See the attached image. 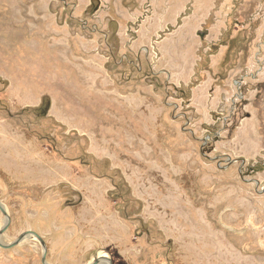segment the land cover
I'll use <instances>...</instances> for the list:
<instances>
[{
  "label": "rangeland",
  "instance_id": "rangeland-1",
  "mask_svg": "<svg viewBox=\"0 0 264 264\" xmlns=\"http://www.w3.org/2000/svg\"><path fill=\"white\" fill-rule=\"evenodd\" d=\"M192 88L211 124L168 104L195 116ZM1 118L39 137L0 120L3 243L36 231L48 264L99 241L116 264H264V0H0ZM42 253L30 236L0 264Z\"/></svg>",
  "mask_w": 264,
  "mask_h": 264
},
{
  "label": "crops",
  "instance_id": "crops-1",
  "mask_svg": "<svg viewBox=\"0 0 264 264\" xmlns=\"http://www.w3.org/2000/svg\"><path fill=\"white\" fill-rule=\"evenodd\" d=\"M170 76H171V74H170ZM187 83V82H186ZM186 83H175L176 85L177 84H186ZM198 86V85H197ZM196 87V86H195ZM194 87V88H195ZM194 88H192V90H191V94H190V97H189V105L191 106V108L194 110V112H196L195 113V116H191V115H189V114H187L185 111H182V109H181V104H178V103H172V102H170V103H168L169 105H173L174 106V111H175V114H177V116H183L185 119H186V123H189V124H191V125H196V124H202V123H204V124H211L210 122H213V118H212V115H211V110H212V108H209V112L207 113L208 114V116L206 117V119H204V118H202V116L200 117L199 115V110L196 108V106H195V104H194V97H193V89ZM41 101H42V97H41V99H40V103H41ZM39 103V104H40ZM38 104V105H39ZM26 106H29V105H26ZM25 106V107H26ZM24 107V106H23ZM53 103L51 102L50 103V108H49V111H48V115H49V117L53 120V121H55L59 126H61V127H64L67 131H65V133H69V132H71V131H74V132H79L80 134H83L82 135V137L85 139V141H88V142H91L92 140L88 137V134L84 131V130H80L76 125H74V124H71V122H69V118H65L66 116H63L62 114H60L59 112H54L53 111ZM179 111V112H178ZM193 115V114H192ZM176 117V116H175ZM0 120H10V121H12L13 123H14V125H15V127L18 129V132H20V133H24V134H26V135H29V136H33L34 138H36V139H38L39 140V138L37 137V136H35V135H33L31 132H29L28 130H25V129H22V128H20L19 126H17L18 125V122H17V120L16 119H14V118H1ZM65 133H64V135H65ZM55 134V133H54ZM60 134H62L63 135V133L62 132H60ZM91 145V144H90ZM89 145V150L87 151V152H89L88 154H91V152H93L92 151V146H90ZM49 152H51V153H55V149L54 148H52V147H49L48 145H43ZM67 148H69L68 147V145H65V147H64V149L63 150H65V149H67ZM163 148V149H162ZM151 150H152V148H150ZM151 152V151H150ZM157 153H158V155L160 156V157H163L164 159H168V161H171V157H172V155H171V153H170V151L167 149V147L165 146V145H161L159 148H157V151H156ZM137 155H138V157L141 155V153H140V151H137ZM149 156L151 155V154H148ZM63 157V159H62V161H69V160H73L74 158H65V156H62ZM100 158H108L109 160H110V165H112V166H114V167H119V165L118 164H115L113 161H112V159H111V157L110 156H108V155H100ZM167 163V164H166ZM170 163V162H169ZM169 163L165 160L163 163L162 162H158V161H155L154 162V166H156V168H157V170L159 171V169H164L165 167H166V165H169ZM164 165H165V167H164ZM164 167V168H163ZM34 171H35V174H34V176H33V179H39V178H42V176H43V173H41L39 170H37V168H35L34 169ZM177 172H179V171H177ZM183 172V171H182ZM60 184H64V182H62V181H58V182H51V186H53V185H60ZM166 184H168V183H166ZM174 184H175V187H174V189L175 190H178L180 193H181V191H182V186L180 185V183H176V182H174ZM69 185V184H68ZM74 188V190L75 191H81V189H80V187L79 186H74L73 187ZM179 193V194H180ZM78 195V194H77ZM166 233V232H165ZM76 231H69V232H67L66 233V239H67V244H69L70 242H69V239L70 238H73V237H75L76 236ZM112 245H114V244H112ZM100 246H105V244L102 242V241H99V242H96V244H94V243H90V246H87L86 248H89L91 251H97L98 249H99V247ZM232 248V249H231ZM235 248L236 247H233V246H231L230 247V249H231V251L233 250V251H236L235 250ZM241 248V247H240ZM226 249V248H225ZM242 249V250H241ZM240 249V251H243V252H245V253H252L250 250H247L246 248H244V247H242ZM229 250V249H228ZM122 254H124L123 252H122Z\"/></svg>",
  "mask_w": 264,
  "mask_h": 264
},
{
  "label": "flooded vegetation",
  "instance_id": "flooded-vegetation-1",
  "mask_svg": "<svg viewBox=\"0 0 264 264\" xmlns=\"http://www.w3.org/2000/svg\"><path fill=\"white\" fill-rule=\"evenodd\" d=\"M4 208V207H3ZM3 213V212H2ZM6 221V220H5ZM5 223V222H4ZM8 224H9V219H8ZM4 225V224H3ZM2 225V226H3ZM8 227V225H7ZM1 229V228H0ZM7 229V228H6ZM5 229V230H6ZM30 231V230H28ZM27 232V231H25ZM36 232V231H34ZM24 233V232H23ZM37 233V232H36ZM3 234V233H2ZM1 234V235H2ZM38 234V233H37ZM39 235V234H38ZM30 236H34V235H30ZM29 236V237H30ZM41 237V235H39ZM36 237V236H35ZM42 238V237H41ZM38 239V238H37ZM43 239V238H42ZM39 240V239H38ZM40 241V240H39ZM44 241V239H43ZM13 242V241H12ZM11 243V242H10ZM41 243V241H40ZM17 245V244H16ZM42 245V248H43V253H42V257H41V261L42 263L44 264L42 258H43V254H44V250H45V261H46V253H47V249H46V245H45V241H44V246L43 244L41 243ZM15 246V245H14ZM12 247V246H11ZM5 248H9V247H5ZM80 253L83 254V256L80 258L81 259V262L80 264H116L115 261L113 260V258H108L104 253H100L99 252L101 251V249H98L97 251H91L89 248H84V249H80ZM93 254L92 256H89V259L87 258V255H91ZM99 254V255H98ZM102 254V255H101ZM99 257H105V258H108V259H98ZM117 260H119V258H117ZM47 263V261H46ZM48 264V263H47ZM78 264V263H77Z\"/></svg>",
  "mask_w": 264,
  "mask_h": 264
},
{
  "label": "water",
  "instance_id": "water-1",
  "mask_svg": "<svg viewBox=\"0 0 264 264\" xmlns=\"http://www.w3.org/2000/svg\"><path fill=\"white\" fill-rule=\"evenodd\" d=\"M0 210L3 212L4 215L7 216V213L5 211V209L3 208L2 204L0 203ZM7 225H8V219L5 221L4 225L1 227L0 229V237H1V234L5 231V229L7 228ZM30 235H34L36 236L40 241L41 243L43 244L44 246V241L43 239L34 231H27V232H24V233H21L13 242L11 243H3L0 239V246L2 247H11V246H14L18 243H20L22 240H24L25 238L29 237ZM44 264H47L46 261H45V250H44V254H43V258H42Z\"/></svg>",
  "mask_w": 264,
  "mask_h": 264
},
{
  "label": "trees",
  "instance_id": "trees-1",
  "mask_svg": "<svg viewBox=\"0 0 264 264\" xmlns=\"http://www.w3.org/2000/svg\"><path fill=\"white\" fill-rule=\"evenodd\" d=\"M43 99L44 98H42V101H41V103H40V105L39 106H37V108L39 107L40 108V106L41 105H43ZM49 108H50V99L48 100L47 99V101L45 102V104H44V106H43V109H40V111H42L45 115L48 113V110H49ZM47 112V113H46ZM39 138V137H38ZM41 139V138H40ZM42 140V139H41Z\"/></svg>",
  "mask_w": 264,
  "mask_h": 264
},
{
  "label": "bare ground",
  "instance_id": "bare-ground-1",
  "mask_svg": "<svg viewBox=\"0 0 264 264\" xmlns=\"http://www.w3.org/2000/svg\"><path fill=\"white\" fill-rule=\"evenodd\" d=\"M102 255V254H101Z\"/></svg>",
  "mask_w": 264,
  "mask_h": 264
}]
</instances>
